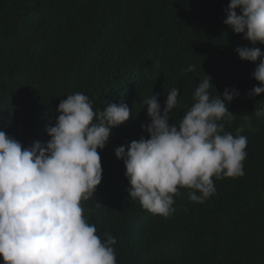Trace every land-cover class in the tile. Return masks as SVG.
Wrapping results in <instances>:
<instances>
[{
    "label": "trees",
    "instance_id": "16d2710c",
    "mask_svg": "<svg viewBox=\"0 0 264 264\" xmlns=\"http://www.w3.org/2000/svg\"><path fill=\"white\" fill-rule=\"evenodd\" d=\"M230 0H0V129L24 147L47 143L57 108L81 92L94 110L126 103L128 122L98 150L102 181L83 202L98 235H111L117 264H264V94L252 78L256 64L235 49L252 47L224 23ZM262 52L264 45L257 44ZM189 65L195 70L188 72ZM211 97L225 89L239 96L226 104L234 114L225 131L247 137L244 175L215 180L216 192L191 202L181 189L167 217L128 198L125 166L115 149L141 137L149 124L143 100L153 94L161 110L176 87L178 125L204 76ZM250 116L251 127L245 117ZM90 210V211H89ZM0 264H4L0 257Z\"/></svg>",
    "mask_w": 264,
    "mask_h": 264
},
{
    "label": "clouds",
    "instance_id": "9594fccd",
    "mask_svg": "<svg viewBox=\"0 0 264 264\" xmlns=\"http://www.w3.org/2000/svg\"><path fill=\"white\" fill-rule=\"evenodd\" d=\"M225 12L223 23L252 45L235 49L242 61L256 64L252 78L260 86L248 96H261L264 52L256 45H264V0H230ZM194 70L195 65L187 68ZM212 87L205 75L178 125L170 123V113L179 106L176 87L167 93L163 110L156 95L144 99L151 122L141 127L149 138L115 149L126 169L128 198L153 215L171 216L181 189L191 202L203 203L216 192L214 179L245 174V128L233 134L223 123L232 120L226 104L239 92L226 88L213 98ZM57 112L47 143L24 147L0 129V257L4 264H117L116 239L98 235L83 202L94 198L102 181L98 150L129 121L131 109L120 102L94 110L89 97L77 92L61 100ZM252 115L264 118V109Z\"/></svg>",
    "mask_w": 264,
    "mask_h": 264
}]
</instances>
